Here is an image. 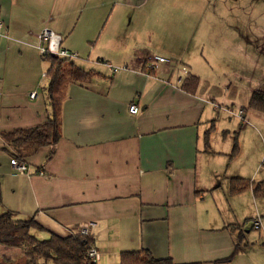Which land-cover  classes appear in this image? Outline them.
I'll use <instances>...</instances> for the list:
<instances>
[{"label": "crops", "instance_id": "0c3cea01", "mask_svg": "<svg viewBox=\"0 0 264 264\" xmlns=\"http://www.w3.org/2000/svg\"><path fill=\"white\" fill-rule=\"evenodd\" d=\"M204 4L0 0L3 210L32 217L45 238L69 237L86 228L99 255L97 264H117L121 252L139 249L174 264H264V233L255 241L250 232H261L264 210L256 201L264 198L254 197L250 189L229 194L231 178L249 176L225 175L229 131L221 130L225 144L217 135L219 110L226 102L233 106L244 89L222 61L229 59V30L216 28L220 23L205 13ZM43 29L60 36L61 48L77 54L75 66L95 77L69 85L61 109V138L53 152L42 147L17 159L27 167V173L17 174L9 165L13 151L1 135L47 118L48 64L38 51ZM152 56L169 62L150 70ZM188 74L199 79L195 93L180 88ZM253 84L252 93L264 80ZM130 105L139 112L130 114ZM247 106L238 111L244 116L238 114L240 124L261 139L260 127L249 119L263 126L264 113ZM255 155L259 161L260 154ZM240 197L256 210L249 228L236 214ZM255 220L259 229L252 227ZM233 225L243 233L245 246L231 261L216 263L233 252L238 233Z\"/></svg>", "mask_w": 264, "mask_h": 264}, {"label": "trees", "instance_id": "16d2710c", "mask_svg": "<svg viewBox=\"0 0 264 264\" xmlns=\"http://www.w3.org/2000/svg\"><path fill=\"white\" fill-rule=\"evenodd\" d=\"M48 66L44 74L45 92L48 101V115L40 124L26 129L13 130L2 134V139L13 151L12 157L22 160L42 147H49L51 153L61 138V109L67 96L69 85H83L95 77L92 71L83 70L73 63L72 59L53 57L46 54L42 57ZM199 79L188 74L182 80L180 88L188 93H195ZM249 108L264 113V84L255 90L248 103ZM243 111V110H242ZM242 119L244 118L241 112ZM208 135V132H207ZM208 137V136H207ZM207 139V138H206ZM208 146V142H206ZM236 152L233 146L232 154ZM51 155V154H50ZM250 189L254 197L264 198V181L253 182L244 178H231L228 192L235 195ZM233 231H238L232 254L216 263L229 262L245 246L241 244L243 233L233 225ZM45 231L32 217L21 218L15 212L2 209L0 184V246L7 250H20L24 264H97L88 257L91 249L90 235L74 234L69 237H59L48 234L44 239L38 235ZM42 237V236H41ZM5 264H10L9 258L1 256ZM117 264H174L169 258H155L148 250L121 252Z\"/></svg>", "mask_w": 264, "mask_h": 264}, {"label": "rangeland", "instance_id": "374dc122", "mask_svg": "<svg viewBox=\"0 0 264 264\" xmlns=\"http://www.w3.org/2000/svg\"><path fill=\"white\" fill-rule=\"evenodd\" d=\"M204 6L205 13L215 17L220 23L216 25L217 29L220 30L218 27L220 26L223 28L222 31L229 30V59L223 58L222 61L227 63L228 74L234 77L232 79L242 85L244 89L242 94H238L233 106H229V102H226L223 103V108L219 110L218 141L224 144L228 141L229 145V152L224 161L225 175L230 176L239 173L245 177L249 176V178H244L246 180H264V124L261 126L256 119H249L253 127L256 129L260 127L261 139H258V137L247 132L245 127L243 128L245 125L240 124L242 115L238 113L241 106L246 107L248 105L250 97L248 93L253 89V83H256L259 78L261 81L264 80V0H205ZM212 47H214L212 44L208 45L209 50ZM247 65L249 66L248 72L244 70ZM222 67L226 69L225 66ZM242 70H244L243 73ZM228 110L234 116L229 115ZM238 114L240 119H238ZM244 121H242L243 124H245ZM221 130L229 131L228 136L225 135L226 141L221 136ZM234 145H236V152L232 154ZM254 154H260L259 161L255 160ZM252 176L256 178H250ZM235 202H241L240 206H236V214L241 222L245 221L246 228H249L251 221L256 217L253 204L247 206L241 197ZM256 204L259 209L263 207L264 210V199L257 200ZM261 219H263L261 232L250 231L253 233L255 241H260V236L264 233V214H262ZM38 236L41 239L45 238L41 235ZM1 256L9 258L11 264H18V260L23 258L20 250H7L0 246V263H5Z\"/></svg>", "mask_w": 264, "mask_h": 264}, {"label": "built area", "instance_id": "2783aa9c", "mask_svg": "<svg viewBox=\"0 0 264 264\" xmlns=\"http://www.w3.org/2000/svg\"><path fill=\"white\" fill-rule=\"evenodd\" d=\"M3 27V24L0 22V29ZM38 51L41 57L45 56L46 54H49L53 57H60V58H69L72 60H75L78 56L76 53L68 52L61 48V38L57 34L53 33L52 31H49L47 29L41 30V32L38 35ZM169 62L168 59L160 56H152L148 60V68L150 70H153L157 67L159 64L167 63ZM180 83V80H179ZM36 95V92H32L29 95V98L33 99ZM139 112V108L136 105H130L129 106V113L132 115H135ZM241 114V113H240ZM9 165L12 169L17 174H24L27 173V167L25 166L24 163L18 161L16 158L12 157ZM252 227L254 229H259L260 223L259 220H255L252 224ZM81 235H88V231L85 229H81L79 231ZM88 257L94 261L98 262L99 261V255L98 253L91 248L88 252Z\"/></svg>", "mask_w": 264, "mask_h": 264}]
</instances>
